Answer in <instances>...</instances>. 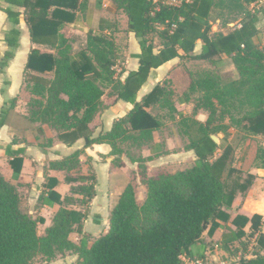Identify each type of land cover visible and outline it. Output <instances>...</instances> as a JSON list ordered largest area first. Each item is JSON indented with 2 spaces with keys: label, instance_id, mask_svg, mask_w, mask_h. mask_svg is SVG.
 I'll return each instance as SVG.
<instances>
[{
  "label": "trees",
  "instance_id": "16d2710c",
  "mask_svg": "<svg viewBox=\"0 0 264 264\" xmlns=\"http://www.w3.org/2000/svg\"><path fill=\"white\" fill-rule=\"evenodd\" d=\"M113 1L126 15V30L134 34L140 47L134 55L138 58L134 70L116 71L113 43L92 31L79 51V63L72 65V35L62 30L75 11L87 8V0H0L4 3L0 10L9 24L4 32L6 50L0 67L8 64L19 46L21 15L31 42L48 45L54 51L32 48L28 53L26 69L53 74L50 79L32 77L30 92L36 98L29 103L30 121L52 127L63 143L71 145L82 138L84 146L107 143L112 152L118 141H152L153 131L160 123L148 109L154 104L165 106L167 92L157 83L138 100V91L151 69L173 58L210 61L220 55L230 56L239 76L227 82L212 76L190 80L188 90L200 92L199 106L208 111L203 122L198 120V137L187 146L196 159L183 169L148 176L141 202L133 185L126 184L109 211L107 231L90 244L83 240L76 245L72 241L73 225L80 230L83 214L62 205L61 195L54 190L47 193L43 202L50 206L58 203L60 207L44 233L38 234L37 224L42 219L22 207L16 185L0 173V264H32L35 255L50 261L68 251L77 254L76 264H185L183 258H192V247L202 232L207 228L208 236H212L219 227L218 221L230 219L224 207H230L236 194L248 189L253 178L249 170L264 167V146L255 139L256 135L264 136V43L258 45L253 40L258 18L246 7L257 0H178L177 4L166 0ZM223 8L241 12L239 24L225 33L211 35L217 10ZM154 36L159 38L158 44L154 43ZM198 42L202 46L197 53ZM104 96L113 98V102H129L132 108L116 119L109 130L93 136L90 123L107 106ZM14 103L15 98H11L1 106L0 128L13 123ZM167 107L177 110L171 103ZM230 108L239 110L235 125L244 131V148L234 166H230L232 146L228 144L219 151V144L210 137L218 130L208 131L215 114L230 112ZM79 151L51 165L79 172ZM5 152L11 157L13 173L18 174L23 149L7 146ZM235 173L238 175L234 177ZM243 173L245 176L241 177ZM66 179L84 181L72 186L71 191L79 194L80 204L86 206L95 192L92 175ZM261 220L260 214L250 218L236 215L232 224L242 235L240 230L248 222L254 231H259ZM256 243L264 251V234L258 233ZM254 254L238 264H264V254Z\"/></svg>",
  "mask_w": 264,
  "mask_h": 264
},
{
  "label": "crops",
  "instance_id": "0c3cea01",
  "mask_svg": "<svg viewBox=\"0 0 264 264\" xmlns=\"http://www.w3.org/2000/svg\"><path fill=\"white\" fill-rule=\"evenodd\" d=\"M1 4L4 5V3ZM104 5V0H87V8L82 11H75L73 18L65 23L62 30L63 33L72 35L70 62L73 66L79 63V51L85 47L89 31L93 33L96 30L104 29L105 31L106 27L110 25L107 19H100L102 16L106 17L103 9ZM252 5L257 8L262 5L260 11L263 13L262 17L264 18V0H257ZM112 8L114 10V7ZM258 19L260 20V18ZM256 25L259 29L257 23ZM8 27L6 14L0 10V48L2 49L0 59L6 50L4 32ZM18 28L20 30L19 46L8 64L0 67V108L9 99L16 98V102H21L23 105L19 108L21 110L19 111L20 113H17L11 119L16 120L17 118L21 124L20 120L22 121L24 119L23 115L26 114L24 97L29 94V92L23 90L25 72L30 73L29 78L31 80L34 76L50 79L53 75L51 71L41 73L26 69L28 53L32 48L42 51H54L48 45L31 42L23 15L20 16ZM127 35L130 40L133 39L134 41L133 50L125 60V71L137 68L138 58L134 55L140 52V47L134 34L127 32ZM201 46L202 43L198 42L195 52L198 53L201 50ZM176 59L179 58H173L159 67L151 69L146 82L138 91V100L142 95L148 93L172 69L173 65L176 64ZM16 107L15 112L17 111ZM131 108L132 104L129 102L120 100L113 102L112 100L111 103L95 115L90 123L93 131L92 135L96 136L100 131L109 130L113 122ZM176 108L178 109L179 107L177 106ZM197 120L200 122L204 121L199 118ZM30 123H33V127L25 130L20 129L21 127H16V123H12V125L11 123H5L1 126L0 173L6 180L16 185L18 193L22 196V207L27 209L35 218L42 219L37 224V232L38 234H43L45 229L51 224L54 213L60 207L58 203L50 206L43 202L50 190H54L61 195L62 205H66V207L76 211L80 210L79 206H72V200L77 201L80 195L72 192L71 187L83 184L84 181H68L66 176L77 178L78 175H85V170L88 168L86 160H89L91 171L95 172L98 181L96 185L99 184V186L94 187V190L96 189L94 196L89 200L85 209L82 208L81 226L80 230H77L79 236L75 239L71 237V239L76 245H79L83 240L87 244L92 243V241L107 231L109 211L128 183L126 170L131 169L133 164L122 161L123 165L116 168L112 166L110 157L107 155L110 152V147L107 143H92L89 146H84V140L79 138L71 145H67L57 138L55 130L49 133L47 130L38 127L39 122ZM41 126L45 128V125ZM15 135L20 136L21 140L16 141L14 139L16 138ZM7 146L12 149H23V152L19 154L23 159V163L18 174L13 173L9 162L11 157H8L5 152ZM77 150H80L77 158L79 172L73 168H63V165L61 167L51 165L54 162L63 161V159ZM188 151L193 152V150ZM168 153H173V151ZM102 154L106 155L105 161H100L101 159H99V155ZM192 158L195 159V154ZM118 169L119 173H124L126 176L117 178L116 175L118 174L116 172ZM248 173L253 176L248 189L244 193L238 192L232 205L228 208L224 207V210L230 214V219L227 222L218 221L219 227L212 236H208L206 228L192 247V258L187 256L185 258H202L207 264H238L242 259L255 257V252L252 250L253 247L256 248L257 252L264 254V251L260 250L256 243L258 233L264 234V167H252ZM242 176L244 177L245 173ZM51 185H53L52 188ZM254 214L262 216L259 231H254L251 227V222H248L240 230L243 234L239 235L238 228L232 224V219L236 215H245L250 218ZM75 227L76 224L73 225V229ZM76 262L77 254L74 251H68L63 256H58L50 261L32 264H76ZM184 263L188 264L187 261H184Z\"/></svg>",
  "mask_w": 264,
  "mask_h": 264
},
{
  "label": "rangeland",
  "instance_id": "374dc122",
  "mask_svg": "<svg viewBox=\"0 0 264 264\" xmlns=\"http://www.w3.org/2000/svg\"><path fill=\"white\" fill-rule=\"evenodd\" d=\"M253 3L247 4L246 7L247 10L254 13L257 17L260 15L258 17L260 20L258 19L257 22L259 29L253 37L258 45H262L264 43V18L262 17L263 13L260 11L262 5L257 8L255 5H252ZM104 4L103 9L106 17L102 16L100 19H107L110 25L106 27L105 31L104 29L100 31L96 30L94 33L105 35L106 38L113 43L112 58L116 63L115 70L119 71L121 68H124L125 60L130 56V53L133 50L132 45L134 40H130L127 35L126 15L124 12L116 8L113 0H104ZM112 7H114V10ZM241 17L242 13L239 11L227 8L217 10V19L212 23L211 35L220 32H227L229 29L239 24ZM159 41V38L154 36V43L158 44ZM1 51L2 49L0 48V55ZM175 63L176 64L173 65L172 69L157 82L162 85L167 92L166 105L161 106L159 104H154L148 109L160 123L159 127L153 131L152 141L145 140L142 143H137V141L132 139L123 142L118 141L116 148L112 152L111 147L109 146L110 152L107 155L110 157L112 166L119 168L123 165L122 161L131 162L133 164L131 169L129 168L126 170V173H128V183L133 185L135 196L139 202L144 198L146 187L145 181L148 176L183 169L196 159V157L195 159L192 158L194 154L192 151H188L189 149H187V146L191 139L196 138L199 135V121L197 119L205 120L208 111L199 106L200 92H191L188 90L190 80L202 76H212L220 82H227L236 79L239 76L230 56L220 55L214 57L210 61H181L180 59H176ZM29 76L30 73L26 71L25 84L23 85V90L29 92V94H26L24 97V100L26 101V104L24 105L26 114L23 115L24 119L22 121L20 120L21 124L18 122L17 118L16 120L12 119L13 123H16V127H21L20 129L23 130L31 129V127H33V123H30L32 114L29 103L36 98V95H33L30 92L33 81ZM16 100L17 99L15 98V103L12 107L13 110L11 111V114L15 113L12 115V118L17 115V113H20L19 111L21 110L19 108L23 105L21 102L17 103ZM112 100L113 98L104 96L103 103L104 105H108ZM170 103L179 108L177 110L170 109L167 107ZM15 107L17 109L16 112ZM238 111V109L230 108V112L224 110L218 112V114H215L214 119L208 128L209 132H212L215 128L218 130L214 135L218 138L219 151L228 144L232 146L233 157L230 166H234L237 163L244 148V131H241V128L235 125L236 117H240ZM38 125V127L47 130L49 133L53 132V129L50 126L45 125V128H43L40 124ZM15 137L16 138L14 139L16 141L21 140L20 136L15 135ZM255 139L264 146V136L256 135ZM117 150L120 151L117 152ZM169 151H173V153L167 154ZM99 159H101L100 161H105L106 155H99ZM86 163L88 164V168L85 170V175H92L91 182H93L94 187L99 186V184L96 185L98 181L95 172L91 171L92 169L89 160H86ZM116 173L118 174L116 175L117 178H123L126 176L124 173H119V169ZM237 175L238 174L235 173L233 176L235 177ZM89 182L90 181L88 180V183ZM77 199V201L72 200V206H79V212L81 213L82 208L85 209V206L80 204V196H78ZM78 236L75 227L71 233V237L75 239ZM252 250L253 252H256L255 247H253ZM39 262H43L42 257L40 255H35L32 263Z\"/></svg>",
  "mask_w": 264,
  "mask_h": 264
},
{
  "label": "built area",
  "instance_id": "2783aa9c",
  "mask_svg": "<svg viewBox=\"0 0 264 264\" xmlns=\"http://www.w3.org/2000/svg\"><path fill=\"white\" fill-rule=\"evenodd\" d=\"M167 2L170 4H177L178 0H167ZM183 259L184 261H187L188 264H207L204 259L198 257L194 259H187L184 257Z\"/></svg>",
  "mask_w": 264,
  "mask_h": 264
},
{
  "label": "water",
  "instance_id": "95a60500",
  "mask_svg": "<svg viewBox=\"0 0 264 264\" xmlns=\"http://www.w3.org/2000/svg\"><path fill=\"white\" fill-rule=\"evenodd\" d=\"M210 137L214 142L218 143V138L214 134H211Z\"/></svg>",
  "mask_w": 264,
  "mask_h": 264
}]
</instances>
